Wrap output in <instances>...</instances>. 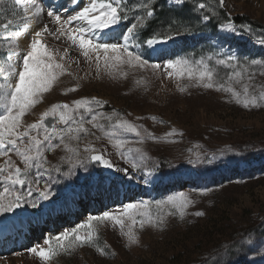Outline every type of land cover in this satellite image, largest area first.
Masks as SVG:
<instances>
[{
  "label": "rangeland",
  "instance_id": "374dc122",
  "mask_svg": "<svg viewBox=\"0 0 264 264\" xmlns=\"http://www.w3.org/2000/svg\"><path fill=\"white\" fill-rule=\"evenodd\" d=\"M42 2L54 10L63 4L69 11L59 8L62 16L72 14L76 3L73 0L72 3L69 0ZM87 2L80 0L81 6ZM139 2L141 0H125V5L131 9ZM197 3L208 6L207 14L216 11L207 26L196 20L199 13L191 11ZM158 4L156 17L160 18L158 14L165 11L164 20L153 33L160 32L171 17H179L183 13L181 17L191 18L196 34L181 36L167 45L158 46L164 49L163 55L143 47H133V51L140 52L150 61L163 63L169 58L185 56L199 59L217 52L234 53L241 62H245L246 58L264 60V46L258 43L264 39V0H225L223 8L219 7L218 0H187L181 11L173 9L169 0H158ZM136 14L137 11L130 10L127 19L108 35L119 39L126 28L135 22ZM228 14H231L233 23L234 19H244L235 24L238 29L242 25L248 26L250 31L241 35L219 31V23L228 22ZM22 17L23 13L14 0H4L0 4V23L13 19L22 24ZM44 24H49L46 13L39 23L32 24L33 31L29 30L27 35L20 38L22 50L26 49L31 32L41 29ZM49 27L53 26L49 24ZM103 38L107 39V36ZM45 42L61 53L69 46L63 37L56 40L46 35ZM7 57L8 50L0 43V87L4 83ZM76 60L79 64L72 62ZM64 63H71L68 71L72 75L59 79L52 91L45 94L43 102L25 117V123L36 121L53 103L71 104L77 99L95 97L105 102L100 111H115L141 126L142 130L164 139L157 142L146 140L141 144L131 134L122 136L129 141L123 151H127L128 147L139 148L147 157L135 172L119 158L107 139L97 140L96 136L101 133L87 124L85 126L95 135L84 137L79 142L70 141V146L77 149L75 153L65 152L63 146L47 152L45 159L48 166L58 165L62 173L68 175L55 171L43 175L40 184L33 187L41 190L45 186L50 187L48 200L40 199L39 192L33 191L32 196L22 202L16 215H13L14 211L0 214V234L9 229L13 231L12 236L6 237L7 241L6 238L0 240V264H42L27 249L42 245L45 238L84 223L89 215H99L109 210L117 212L128 203L142 201H148L155 212L156 202L180 193L194 201L186 210L184 219L180 220L178 215L169 216L164 230L145 228L139 232L138 245L126 247L118 228L107 223L99 227L97 243L100 247L108 246L105 249L108 255L101 257L94 248L82 247L71 254L58 256L51 264H251V261L264 264L261 259L264 248L258 252H247L252 245L243 243L248 234L253 240L258 237L264 241V107L245 109L231 101L226 94L214 90L190 88L180 93L175 80L165 79L162 72L153 74L151 70L125 69L128 75L116 79L109 78L102 71L97 77L94 63H86L74 46L70 48ZM219 71L223 76L230 70L221 67ZM254 71L257 75L252 83L257 88L264 86V76L259 75L264 68L257 66ZM139 79L146 83L137 84ZM14 81L15 77L9 78V82ZM77 85L79 87L75 92L63 94L66 89ZM137 117L143 119L137 120ZM102 123L107 124V121ZM60 127L62 125L57 124V128ZM173 129L182 135L166 137ZM89 141L93 147L109 153L106 158L118 167L128 168L131 178L123 172H114L93 163L86 165L88 171L80 167L76 162L87 155L83 149ZM61 157L65 159L61 161ZM39 171L43 173V170ZM145 171H150L151 175H145ZM36 174L37 170L33 168L29 179ZM4 187L0 184V192ZM27 190V186L20 189L21 192ZM32 203L36 207H32ZM53 210L60 211V214L54 219L55 229L51 231L49 222L44 224L45 220L43 223L41 220L52 214ZM169 210L166 206L165 211ZM196 211L204 215L196 217L192 214ZM68 212L71 213L70 220H67ZM30 224L34 226L32 233L36 234V239L32 238L29 244L23 245L31 238L29 231L21 236L23 241L17 245L16 236H19L23 226L30 229ZM38 225L39 228L36 227Z\"/></svg>",
  "mask_w": 264,
  "mask_h": 264
},
{
  "label": "snow or ice",
  "instance_id": "6c2138e0",
  "mask_svg": "<svg viewBox=\"0 0 264 264\" xmlns=\"http://www.w3.org/2000/svg\"><path fill=\"white\" fill-rule=\"evenodd\" d=\"M3 3L4 0H0V4ZM14 3L23 13V23L13 19L0 23V43L8 50L4 83L0 87V160L3 161L0 163V184L5 185L3 192H0V214L11 213L20 208L22 202L32 196L33 191L39 192L40 199H49L50 187L45 186L41 190L33 185H39L42 176L50 171L65 176L68 173H62L58 165L48 166L45 154L61 146L65 152L75 153L77 149L70 146V141L79 142L84 137L95 135L86 124L101 133L96 136L97 140H108L116 149L119 158L127 163L133 172L142 167V162L147 157L139 148L128 147L127 151H123L129 141L122 136L131 134L137 137V142L141 144L146 140L157 142L164 139L142 130L141 126L128 121L115 111H100L105 102L95 97L77 99L71 104L53 103L36 121L25 123V117L43 102L45 94L52 91L59 79L64 75H72L68 71L71 63H64L72 46L79 51L86 63H94L97 77L102 71L109 78L116 79L118 76L124 78L128 75L125 69L151 70L153 74L162 72L165 79L175 80L180 93H185L190 88L214 90L226 94L231 101L245 109L264 107V86L257 88L252 83L257 75L254 69L257 66L264 68V60L246 58L245 62H241L234 53L217 52L199 59L185 56L169 58L160 63L152 62L140 52L132 50L133 47H143L163 55L164 49L158 46L167 45L181 36L196 34L191 18L173 16L160 32L153 33L141 41L139 30L156 17L158 0H141L132 5L131 9L125 5V0H88L84 6H81L80 0H76L72 14L67 16L59 13V8H64L65 12L69 11L63 4L54 10L46 7L42 0H14ZM69 3H72V0H69ZM169 3L173 9L181 11L187 0H169ZM218 3L219 7L223 8L225 0H218ZM207 8L205 3H197L191 9L192 12L199 13L196 20L203 22L205 26L216 15L215 10L207 14ZM130 10L137 11L135 22L126 28L119 39L108 35L109 32H115L121 22L127 19ZM45 13L53 27L44 24L41 29L34 31L26 49L22 50L19 46L20 38L27 35L30 26L39 23ZM227 21L219 23V31L235 35L250 31V28L244 25L238 29L231 21V14H228ZM46 35L56 40L66 38L69 46L65 47L62 53L59 49L53 50L45 42ZM105 36L107 39L103 38ZM258 43L264 46V39H260ZM72 62L79 64L78 60ZM221 67L230 71L221 76ZM259 75L264 76V71H260ZM11 77H15L14 83L9 82ZM136 83L144 84L146 81L139 79ZM78 87L79 85L68 88L63 94L75 92ZM152 119L155 121L154 117ZM102 121H107V124ZM57 124L62 127L58 129ZM175 135L182 133L173 129L166 137ZM83 151L87 155L76 163L85 171H88L86 165L93 163L104 169L123 172L131 178L128 168L118 167L111 159L106 158L109 153L93 147L91 141L84 146ZM64 159L61 157V161ZM33 168L37 170V174L29 179ZM39 170H43V173ZM145 175H151V172L145 171ZM25 186L28 190L21 192L20 189ZM193 204L194 201L183 193L156 202L155 212L151 210L152 205L148 201L128 203L117 212L109 210L99 215H89L84 223L54 237L45 238L42 245H34L27 251L42 264H51L58 256L71 254L75 249L82 247L94 248L104 257L108 255L105 251L108 246L100 247L97 243L99 227L110 223L113 228H118L119 234L125 240V246L131 247L139 244L140 231L145 228L164 230L167 217L178 215V218L183 220L186 210ZM31 206L36 207V204L32 203ZM166 206L169 211H165ZM192 214L196 217L204 215L201 211ZM243 243L252 245L247 248V252H258L260 248H264V241L258 237L253 240L251 234H248ZM261 259L264 260V255H261ZM251 264L258 262L251 261Z\"/></svg>",
  "mask_w": 264,
  "mask_h": 264
},
{
  "label": "bare ground",
  "instance_id": "6f19581e",
  "mask_svg": "<svg viewBox=\"0 0 264 264\" xmlns=\"http://www.w3.org/2000/svg\"><path fill=\"white\" fill-rule=\"evenodd\" d=\"M74 1V3L76 2V0H73ZM33 27H34V25H31L30 26V31H33ZM31 33H33V32H31ZM130 196H132L131 194H130ZM94 197V196H93ZM109 198V197H108ZM90 199V198H89ZM104 199V198H103ZM88 200V199H87ZM109 200V199H108ZM90 201V200H89ZM89 204V203H88ZM58 206V205H57ZM92 206V205H91ZM65 207V206H64ZM74 207H76V204H74ZM55 208V207H54ZM70 209V208H69ZM72 209V208H71ZM61 210V209H60ZM62 211V210H61ZM78 213V212H77ZM59 214H60V211H58V210H53V213L52 214H49V219H48V222H49V225H48V228H49V230H51V231H53L54 229H55V223H54V219L55 218H57L58 216H59ZM61 214H63V213H61ZM70 212H68L66 215H67V220H70ZM80 214V213H79ZM78 214V215H79ZM37 218V217H36ZM77 218V217H76ZM42 221V223H43V221H44V219H42L41 220ZM12 228H13V226H12ZM22 232L19 234V236H16V240H17V245H19V244H21L22 243V241H23V237H21V236H23V235H25V234H28L29 233V230L27 229V227H25V226H23V228H22V230H21ZM12 229H9V230H7V231H5L3 234H0V239H2V238H4V237H8V236H12L13 234H12ZM36 238V237H35ZM8 239V238H7ZM38 242V241H37Z\"/></svg>",
  "mask_w": 264,
  "mask_h": 264
},
{
  "label": "trees",
  "instance_id": "16d2710c",
  "mask_svg": "<svg viewBox=\"0 0 264 264\" xmlns=\"http://www.w3.org/2000/svg\"><path fill=\"white\" fill-rule=\"evenodd\" d=\"M165 7V6H164ZM166 8V7H165ZM165 8H163L165 10ZM163 11V10H162ZM165 12V11H163ZM163 12H160L161 14H158V17L160 18H157L156 19H152L150 21L147 22L146 26L143 28V29H140L139 30V34H140V40L142 41L144 38L146 37H149L151 36V33H153L155 31V29H157L156 26L160 25V24H163L162 21L164 20L163 19ZM183 14V13H182ZM181 14V15H182ZM181 15H179V17H181ZM165 18V17H164ZM244 19H234V22L236 24H239L241 22H243Z\"/></svg>",
  "mask_w": 264,
  "mask_h": 264
},
{
  "label": "water",
  "instance_id": "95a60500",
  "mask_svg": "<svg viewBox=\"0 0 264 264\" xmlns=\"http://www.w3.org/2000/svg\"><path fill=\"white\" fill-rule=\"evenodd\" d=\"M18 210H19V208L15 209V210H14V213H17V212H18Z\"/></svg>",
  "mask_w": 264,
  "mask_h": 264
}]
</instances>
